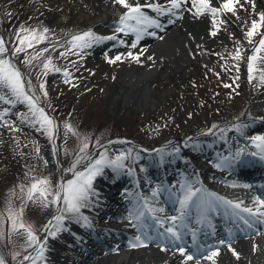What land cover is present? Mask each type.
<instances>
[{
  "label": "rangeland",
  "instance_id": "374dc122",
  "mask_svg": "<svg viewBox=\"0 0 264 264\" xmlns=\"http://www.w3.org/2000/svg\"><path fill=\"white\" fill-rule=\"evenodd\" d=\"M62 4L57 14H51L44 0H0V40L6 49L0 52V60H8L19 70L25 91L35 101L33 108L0 84L3 264H53V244L47 241L53 231L59 232L56 218L60 208L67 207L64 188L80 173L87 174L94 165L100 169L101 163L110 158L123 166L129 164L130 169L139 168L136 161L142 152L129 140L154 148L174 143V151H190L188 140L197 135H213L220 130L224 132L221 137L233 135L232 130L245 129L247 119L263 118L259 100L251 98L260 87L261 71L250 73L248 63L264 37V25L252 37L248 32L264 15V0H238L234 11L221 12L214 25L217 39L205 60L198 57L175 70L167 59L149 80L148 99L129 101L120 96V83L133 59L125 45L112 41L114 33L122 28L118 18L128 8L116 0H105L92 12L86 0H63ZM75 4L87 14L85 17L73 13ZM110 5L113 8L108 16L99 18ZM44 15L49 18L42 22ZM94 19H103L104 23L95 25ZM93 27L95 36L103 35L106 43L100 40V45L92 49L93 40L89 38V46L77 47L80 42L74 37L93 34ZM153 34L151 31L146 38ZM17 48L23 50L17 52ZM147 65H153L152 60L142 62L140 67ZM253 68L263 67L255 61ZM130 88H125L126 92ZM40 109L51 125L43 123ZM245 136L252 143H260L256 137H264V126L252 125ZM115 141L120 143L113 144ZM101 143L107 146L88 166L76 170ZM207 161L214 164L212 159ZM45 180L48 183L41 185L47 188L45 195L36 193L29 199L32 184ZM32 251V258L23 263Z\"/></svg>",
  "mask_w": 264,
  "mask_h": 264
},
{
  "label": "bare ground",
  "instance_id": "6f19581e",
  "mask_svg": "<svg viewBox=\"0 0 264 264\" xmlns=\"http://www.w3.org/2000/svg\"><path fill=\"white\" fill-rule=\"evenodd\" d=\"M139 1L140 3L146 2V4L152 5V7H149V5L142 6L141 10L150 19L156 20L159 24L168 17L167 7L172 4L171 0ZM103 2L105 0H86L91 12L96 10L98 4V8L101 7L102 5L100 4ZM225 2L226 0H209L211 8L217 10L216 14L213 15L209 10H204L198 14V0L187 1L188 4L184 12L173 21L169 28H166V32L156 34L154 38L148 41H144L141 37L144 36V32L153 30L152 27L154 25H137L135 20H128L126 23L130 27H125V24L121 22L122 19L118 18L119 25H124V31L115 33L117 40L125 43V46L129 49L128 52L132 54V59L133 57H139L138 61L136 59L132 60L130 67L126 69L123 75L120 83V88L123 90L120 96H123L122 98L126 101L134 98L148 99L151 91L149 80L159 73L162 63L167 59L170 60L175 70H179L182 66L190 65L192 59L201 57L205 60L209 47L217 39V37H214L213 26L216 18L221 13V10L218 9H224L223 5ZM62 3L63 0H44V4L49 8L51 14H57L58 8L63 5ZM156 6H159L162 11H155L154 8ZM107 7L106 14L99 16V18L108 16V13L111 12L113 6ZM73 13L83 17L87 15L82 11L79 4L74 5ZM129 14L130 12L127 13V15ZM50 16L52 17L53 15ZM227 16L230 17L229 15ZM43 17L42 22L47 21L49 18L47 15ZM88 17L91 16L88 15ZM94 23L98 25L104 22L103 19H94ZM133 27L140 28L141 39L137 40V33L130 30ZM93 30L94 35L97 34L95 33V27H93ZM93 38L94 40L100 39L97 36H93ZM94 44L96 46L98 42L93 41ZM133 44L136 46L133 47ZM262 52L263 54H261ZM254 55L257 56L256 61H259L260 66L264 68V59H262L264 58V50L259 53L254 51L252 56ZM148 59L152 60L153 65H147L145 68L140 67L141 63ZM254 62L249 61L248 71L249 65L252 64L253 66ZM259 77L260 87L256 95L251 98L252 101L259 100L263 118L260 121L249 120V124L244 126L245 129L232 130L234 135L227 136V134L225 137H221L224 132L220 130V132L205 138V140L207 139L211 141L212 145L219 147H223L227 143H231V141H236V145H234L236 147L242 144L246 145L243 141L246 139L245 134L249 127L256 124L264 126V79H261V77H264V72H261ZM129 85H131V88L126 92ZM241 141L242 144H240ZM103 148V146H100L91 153L94 154ZM261 148H264V145ZM214 157L215 155L211 151L205 150L203 152L193 148L187 154L185 162L179 165L182 167L186 177L179 179L181 183L184 179V181L194 183V186L199 185L209 192H212V188H216V185L218 187L223 183L228 184L231 189L229 196L239 199L244 193H252L257 189L253 182L248 184L240 177L229 178L225 176L229 170H234L235 167H230L217 160L215 164H209L207 159H214ZM171 163L170 160L164 161L163 164H159L156 168L153 164L148 163L145 174H139V172L134 174L133 172L136 178L131 182L134 185H132L134 191L141 193L140 199L145 201L144 204H150L153 200L156 211L159 208L167 207V205L157 198L153 199V195H151L149 190L158 181L159 175L163 176L166 174L167 176L173 175L172 177H175V166L173 169ZM110 172H103L98 177L102 185L96 192L91 194L92 205L84 204V206L80 207L79 212L83 214L89 210V214L86 217L88 223L80 233L74 234V242L71 245L61 243L58 235H56V230L48 238L51 239L53 244L51 250L53 264H264V219L261 224L244 233V237L235 238L233 241L218 239L215 244L211 242L209 245H212L209 248L197 254L196 257L199 260L197 262H195V259L188 260L185 252L182 255L180 251L171 252L164 247H160V245H153V241L142 238L139 235V219L133 212L132 201L128 197V189L124 188L131 184L127 182L130 177H127L126 180L122 179L121 182H115L108 178ZM123 181H125L124 185ZM252 196L240 200L252 202ZM66 208H60L59 213L61 212V214L59 217L61 219H59L60 223L56 224V228L65 227V233L68 234L70 228H67L65 224L61 225V222L72 219L77 212L66 211ZM108 218L113 219L116 223L111 226L105 225L104 219ZM137 237H139V240H137ZM221 241L224 243H221ZM132 245L138 246L133 247ZM212 248H214L213 252L218 250L219 254L212 259H208L213 254L210 251ZM234 252L239 255V258Z\"/></svg>",
  "mask_w": 264,
  "mask_h": 264
},
{
  "label": "snow or ice",
  "instance_id": "6c2138e0",
  "mask_svg": "<svg viewBox=\"0 0 264 264\" xmlns=\"http://www.w3.org/2000/svg\"><path fill=\"white\" fill-rule=\"evenodd\" d=\"M117 3L122 4L124 7L130 9V14L126 15L125 17L122 18V23L125 24V27H130L126 22L128 20H135L137 25H155L156 27H160L159 23H157L156 20L150 19L147 15H145L141 7L139 5L137 6H132L127 3V0H116ZM238 2V0H226V2L223 5V8L228 11H234V3ZM172 7L173 8H178L180 7V4L178 3V0H171ZM149 7H152V5H149ZM155 11H162V9L159 6H156L154 8ZM204 10H209L213 13V15L216 14L217 10L214 8H211L209 4V0H198V6H197V13H201ZM264 25V15L260 17V20L258 22H253L252 29L251 31L248 32V36L252 37L256 34L257 29L261 26ZM133 32L137 33V40L140 39V28L139 27H133L130 29ZM120 31H124V28H121ZM93 34L91 32L85 33L82 36H77L74 37L75 41H78L76 46L77 47H87L89 46V38H92ZM24 41L22 40L21 43ZM133 47L136 45L133 44ZM23 49L17 48L16 51H22ZM261 50H264V37H262L259 41V47L254 49L255 52L259 53ZM6 49L3 47V40H0V52H4ZM131 56L132 54L129 53ZM239 59V54L236 57ZM120 57L117 56L116 60H119ZM133 59H136L137 61L139 60V57H133ZM251 61H256L257 56H252ZM264 59V58H262ZM111 63H115V61H110ZM47 67V65H45ZM254 70H259L261 72H264V68L260 69H254L252 64L249 65V72L251 73ZM261 79H264V77H261ZM0 84H3L5 87L9 88L12 93L17 97H23L24 100H26L33 108H35V101L32 99L31 96L27 94V92L24 89V83L22 80L21 73L19 72L18 69L14 68L11 63L8 60H0ZM43 87V85H42ZM0 99H3V97H0ZM40 114H41V119L44 124L51 125L52 121L43 113V110L40 109ZM69 130L71 131V127L69 126ZM256 140L261 142V145H264V137H256ZM261 145H257L260 147ZM87 147V145H85ZM253 155H256V153H253ZM264 159V156L261 157ZM118 160L120 159L119 157L117 158ZM101 161H97V164H100ZM99 171L98 168L94 165L93 168L87 173H80L77 176V179L69 181L67 186L64 188V192L66 193L65 196V204L67 205L66 211L69 212H79L80 207L84 206L83 202L88 199L89 192L91 190L92 186V180L94 179L95 175ZM48 182L45 181H39L37 183L32 184L30 192H29V199L32 198L33 195L36 193H40L42 196L45 195L47 192V188H41V185H46ZM196 193L193 192L191 189H188L184 200L181 201V207L183 208L188 204V202L192 199L193 196H195ZM57 201H59V197H57ZM231 203V202H228ZM258 203L260 204L261 207H264V200H258ZM241 206L240 204H235L234 208L239 209ZM243 211L249 213V215H258V216H264V212H260L259 209L256 210V213L253 212V209L251 208H244ZM56 219H61V217H57ZM173 224H175L176 217H171ZM245 223H249L247 220H245ZM23 227V225H21ZM166 231L170 233L172 236L176 237V239H179V235L176 233L174 230V227L167 228ZM30 238L34 239V237L31 236V233H29ZM137 240H139V237H137ZM221 243H224L221 241ZM133 247H136L138 245H132ZM234 251V250H233ZM181 254H184V249H180ZM218 250L216 252H213L211 256L208 257V259H212L215 255H218ZM234 254H236L234 252ZM237 255V258H239V255ZM188 260H192L193 256L188 255L187 256ZM0 264H3V261H0Z\"/></svg>",
  "mask_w": 264,
  "mask_h": 264
}]
</instances>
